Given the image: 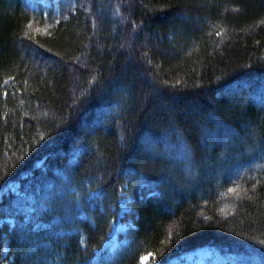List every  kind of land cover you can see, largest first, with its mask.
<instances>
[{"label": "trees", "instance_id": "16d2710c", "mask_svg": "<svg viewBox=\"0 0 264 264\" xmlns=\"http://www.w3.org/2000/svg\"><path fill=\"white\" fill-rule=\"evenodd\" d=\"M47 2L0 0V264H260L264 0Z\"/></svg>", "mask_w": 264, "mask_h": 264}, {"label": "rangeland", "instance_id": "374dc122", "mask_svg": "<svg viewBox=\"0 0 264 264\" xmlns=\"http://www.w3.org/2000/svg\"><path fill=\"white\" fill-rule=\"evenodd\" d=\"M38 1H40L43 6H49L47 0H28L31 7H36ZM125 200L127 199H123V204L119 212V219L114 223L113 230L110 233L108 241L106 242V246H108L110 250L116 248L119 244H125L130 239L128 237V231L130 227L133 226V223L130 217L126 216L128 208L124 204ZM121 233L124 234L123 237H120ZM209 255L210 252L207 248H200L196 251L187 253L180 258L173 259L169 264H208L207 257H209ZM218 260L219 259H215L216 262H220ZM145 262L146 259L142 260V264Z\"/></svg>", "mask_w": 264, "mask_h": 264}, {"label": "snow or ice", "instance_id": "6c2138e0", "mask_svg": "<svg viewBox=\"0 0 264 264\" xmlns=\"http://www.w3.org/2000/svg\"><path fill=\"white\" fill-rule=\"evenodd\" d=\"M261 23H264V21H261ZM25 35H27V33H25ZM217 36L221 35L220 32L216 33ZM9 79H12L11 77H9ZM6 94V93H5ZM231 134V129L230 128H226L223 125L218 124L216 126L215 129V134L212 137L213 139H216L220 142H223L224 140L228 139L230 137ZM233 191H235V189H232ZM89 191H95V190H89ZM89 191H84V192H75L73 191L71 193V197H70V201L71 202H75V201H80L83 199V197H87L89 196ZM108 195L107 191L103 188H101L98 192H96L95 198H94V202L99 203L101 200H103L106 196ZM149 195H151V193H149ZM261 244H264V241H260ZM257 257H251L250 259H256ZM141 260H145L146 257L141 256L140 257ZM260 264H264V250L261 251L260 256ZM4 264H7V260L4 261Z\"/></svg>", "mask_w": 264, "mask_h": 264}]
</instances>
